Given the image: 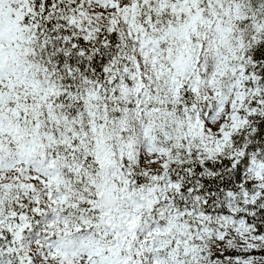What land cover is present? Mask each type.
I'll use <instances>...</instances> for the list:
<instances>
[{
  "label": "snow or ice",
  "instance_id": "6c2138e0",
  "mask_svg": "<svg viewBox=\"0 0 264 264\" xmlns=\"http://www.w3.org/2000/svg\"><path fill=\"white\" fill-rule=\"evenodd\" d=\"M0 264H264V0H0Z\"/></svg>",
  "mask_w": 264,
  "mask_h": 264
}]
</instances>
